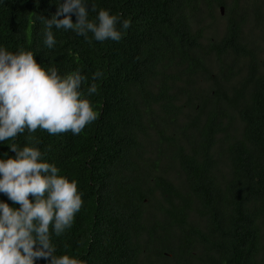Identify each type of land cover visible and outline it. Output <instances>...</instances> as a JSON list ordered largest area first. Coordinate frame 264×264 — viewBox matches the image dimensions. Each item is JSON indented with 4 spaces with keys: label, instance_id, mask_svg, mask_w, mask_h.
<instances>
[{
    "label": "trees",
    "instance_id": "16d2710c",
    "mask_svg": "<svg viewBox=\"0 0 264 264\" xmlns=\"http://www.w3.org/2000/svg\"><path fill=\"white\" fill-rule=\"evenodd\" d=\"M254 1L93 0L131 20L123 38L53 26L49 49L41 16L59 0H0V44L60 73L79 68L85 88L102 73L90 97L97 119L80 134L37 128L0 143L10 155L9 143H38L78 182L84 203L53 234L56 254L85 264H264V48L244 35ZM207 18L227 20L222 36L204 39Z\"/></svg>",
    "mask_w": 264,
    "mask_h": 264
},
{
    "label": "clouds",
    "instance_id": "9594fccd",
    "mask_svg": "<svg viewBox=\"0 0 264 264\" xmlns=\"http://www.w3.org/2000/svg\"><path fill=\"white\" fill-rule=\"evenodd\" d=\"M56 4L50 17L41 16L43 44L49 49L56 44L53 26L101 42L120 41L131 26L123 13L97 10L93 0ZM90 9L96 11L95 18H90ZM101 75L95 72L85 88L88 77L79 68L60 73L56 66L38 61L30 49L13 51L0 44V143L37 128L49 134H80L97 119L90 97ZM8 145L14 155L0 153V193L12 203L0 199V264H36L38 257L46 264H85L67 251L56 254L52 241L53 234L60 236L72 226L84 203L78 182L45 159L38 143Z\"/></svg>",
    "mask_w": 264,
    "mask_h": 264
},
{
    "label": "rangeland",
    "instance_id": "374dc122",
    "mask_svg": "<svg viewBox=\"0 0 264 264\" xmlns=\"http://www.w3.org/2000/svg\"><path fill=\"white\" fill-rule=\"evenodd\" d=\"M226 1L229 2V0ZM259 2L262 1L255 0L252 4V7L250 8L251 17L255 20L257 26L255 25V22H248L246 18L247 22L244 25V35H248V37H251L252 40L264 48V5L261 8L258 5ZM224 13L225 10L223 11V14ZM220 21H222V23H220ZM212 23L213 22L211 18H207L200 23V29L203 30L204 39H208L212 36V34L220 37L226 31L227 20H221V18H217V27Z\"/></svg>",
    "mask_w": 264,
    "mask_h": 264
},
{
    "label": "water",
    "instance_id": "95a60500",
    "mask_svg": "<svg viewBox=\"0 0 264 264\" xmlns=\"http://www.w3.org/2000/svg\"><path fill=\"white\" fill-rule=\"evenodd\" d=\"M220 10H221V12L223 13V10H224L223 6H221Z\"/></svg>",
    "mask_w": 264,
    "mask_h": 264
}]
</instances>
